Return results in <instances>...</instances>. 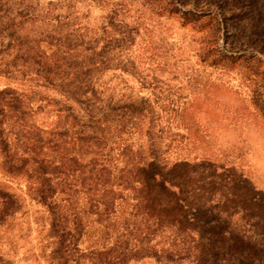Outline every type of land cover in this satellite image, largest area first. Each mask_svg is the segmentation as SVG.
Here are the masks:
<instances>
[{"label":"rangeland","instance_id":"1","mask_svg":"<svg viewBox=\"0 0 264 264\" xmlns=\"http://www.w3.org/2000/svg\"><path fill=\"white\" fill-rule=\"evenodd\" d=\"M171 177L254 230L215 264H264V0H0V264H99Z\"/></svg>","mask_w":264,"mask_h":264},{"label":"trees","instance_id":"2","mask_svg":"<svg viewBox=\"0 0 264 264\" xmlns=\"http://www.w3.org/2000/svg\"><path fill=\"white\" fill-rule=\"evenodd\" d=\"M154 156L158 157L159 155ZM155 162V159L148 161L140 167L139 173H149V170L153 169ZM165 178L163 181H166ZM173 180H169L170 184L179 183V193L182 196L176 197V193L171 191L167 201H160L157 198H151L150 195H143L135 202V206L144 203L145 207L150 210L140 218L135 217V215L134 217L130 216L129 219L121 218L120 216L113 217L115 209L107 211L109 215L107 214L108 220L104 224V232L108 233L120 230L121 236L113 241L110 248L102 250L100 255L104 258L99 259V264H128L129 261L137 262L143 260L150 255L151 250L156 245L162 242H167L168 246L181 247L184 250L178 251L177 259L171 261L173 264H181L182 258H188L194 264H200L201 262L208 263L209 261L220 263L227 260L228 257L238 255L237 247L243 243L244 239L245 241L251 239L250 235L253 236L252 233H254V230L250 229L251 226L247 224L245 215L242 214L240 222L234 223V225L229 224V216L226 215L225 217L227 218L222 217V221L216 225V230H206L202 225H199V222L194 217L187 214L185 208L194 205L198 208L216 209L217 205L213 204V202L211 204L210 202L213 200L210 201L208 198L201 199L196 203H188L185 189L182 190L184 184L182 181ZM239 200L242 203V200ZM238 208L243 211L242 206ZM221 211L218 210L217 213L226 214L227 210ZM221 226L223 228L227 226L230 232H232L231 239L233 241L229 244H227V241L231 239L224 236ZM218 228L220 229L218 230ZM83 229V227L78 229V233L80 234ZM77 239L74 240L72 247L79 251L81 248ZM115 248H119L117 254L109 255ZM171 259L167 257L166 264H170Z\"/></svg>","mask_w":264,"mask_h":264}]
</instances>
